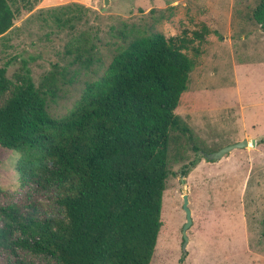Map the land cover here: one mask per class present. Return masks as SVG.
I'll return each instance as SVG.
<instances>
[{
	"label": "rangeland",
	"instance_id": "1",
	"mask_svg": "<svg viewBox=\"0 0 264 264\" xmlns=\"http://www.w3.org/2000/svg\"><path fill=\"white\" fill-rule=\"evenodd\" d=\"M260 0H73L49 4L16 0L12 25L0 37V66L12 82L27 68L38 85L52 77L47 112L60 117L78 100L84 85L102 74L115 49L134 30L166 37L186 30L208 32L193 55L194 67L174 112L190 128L197 146L169 149V175L162 192L160 221L149 264H264V30L251 14ZM121 34L127 36L122 38ZM23 62H25L24 67ZM47 86V85H44ZM9 92L0 94V103ZM241 139L256 145L235 148L218 160L200 152ZM185 176L180 169L196 158ZM19 152L0 146V204L30 202L37 215L63 216L58 190L22 185L15 169ZM187 194L192 223L182 249ZM27 264L39 258L19 253ZM32 261V262H31ZM22 262V264H23ZM0 264H19L1 254Z\"/></svg>",
	"mask_w": 264,
	"mask_h": 264
},
{
	"label": "trees",
	"instance_id": "2",
	"mask_svg": "<svg viewBox=\"0 0 264 264\" xmlns=\"http://www.w3.org/2000/svg\"><path fill=\"white\" fill-rule=\"evenodd\" d=\"M21 1L26 10L33 7ZM15 3L0 0V37L12 25ZM251 16L264 30V0ZM207 32L201 26L189 35L121 34L127 39L102 74L85 83L60 117L46 109L52 77L36 85L23 62L12 82L0 66V94L9 92L0 103V146L19 152L15 169L22 185L58 190L53 201L63 212L56 220L39 217L30 202L0 204V256L11 255L19 264V253L39 258L36 264H149L161 225L169 149L200 150L174 109L194 67L186 50L198 54ZM199 160L196 155L180 174Z\"/></svg>",
	"mask_w": 264,
	"mask_h": 264
},
{
	"label": "water",
	"instance_id": "3",
	"mask_svg": "<svg viewBox=\"0 0 264 264\" xmlns=\"http://www.w3.org/2000/svg\"><path fill=\"white\" fill-rule=\"evenodd\" d=\"M103 4L106 5L107 0H103ZM248 144L253 146L255 144V140L250 139V141L248 142V140H246V139H241V140H238L236 142H232L230 144H226L222 147H219L218 149L211 151V152H200V155L202 158H204L206 160H218L221 157H223L230 150L235 149V148L246 147V146H248ZM181 199H182L181 209L183 210V213H184V222H183L182 227H181V237H182L181 247H182V249H184V247L187 243V240H188V237L186 235V230L191 225V212H190V209L188 207L187 194L183 193L181 195Z\"/></svg>",
	"mask_w": 264,
	"mask_h": 264
},
{
	"label": "crops",
	"instance_id": "4",
	"mask_svg": "<svg viewBox=\"0 0 264 264\" xmlns=\"http://www.w3.org/2000/svg\"><path fill=\"white\" fill-rule=\"evenodd\" d=\"M44 1L48 2L49 4H54V5L56 4L57 5V4H63V3H66V2H71L73 0H44ZM255 145H256V141H255V144L253 146L255 147ZM191 223H192V213H191Z\"/></svg>",
	"mask_w": 264,
	"mask_h": 264
}]
</instances>
